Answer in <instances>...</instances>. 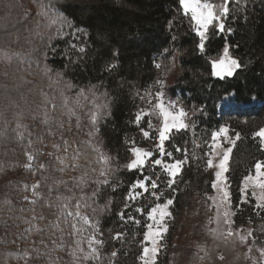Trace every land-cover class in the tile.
I'll return each mask as SVG.
<instances>
[{"label":"trees","instance_id":"1","mask_svg":"<svg viewBox=\"0 0 264 264\" xmlns=\"http://www.w3.org/2000/svg\"><path fill=\"white\" fill-rule=\"evenodd\" d=\"M34 1L37 10L51 9L52 15L58 11L68 23H50L48 15L36 11L28 14L22 0H0V48L13 55L7 73L0 74V128L7 133L0 139V264H139L145 216L157 201L149 190L127 202L129 186L149 172L147 167L141 173L126 166L133 144L154 145L144 137L136 116L171 60L178 68L171 98L179 95L180 104L191 114V126L173 132L166 141L171 159L185 163L172 187L161 169L152 167L151 178L158 184L154 192L162 195L159 202L173 199L174 212L177 207L189 210L193 203L196 214L206 212L210 217L214 171L207 166L208 143L216 130L228 125L232 133L240 134L227 173L229 191L235 208L243 205L238 204L241 181L264 161V148L254 135L264 125V0H229L225 31L210 27L203 50L198 47L195 22L180 0ZM225 47L243 67L233 77L221 79L213 75L212 60ZM110 65L114 67L109 69ZM45 66L53 71L46 74ZM61 71L63 80L56 74ZM227 97L233 99L228 112L222 106ZM45 107L49 112L41 119L36 112ZM69 108L75 115L68 113ZM93 112H98L95 126ZM63 140L68 148H77L78 160L73 161L77 151L63 156ZM176 146L181 150L175 151ZM28 154L33 160L27 159ZM73 162L80 167L73 170L69 166ZM102 172L110 183L99 206L110 199L109 210L100 213L91 200L87 201L91 207L77 209L81 193L72 178L87 173L91 179L85 178L84 194L90 196L96 187L92 180L104 179ZM121 211L124 219L118 215ZM128 215L141 219L134 233L126 229ZM83 217L99 220L104 245L94 259L73 256L75 240L88 233ZM262 220L256 218L254 223ZM262 225L254 234L264 238ZM121 231L124 236L114 239ZM113 251L118 252L115 260Z\"/></svg>","mask_w":264,"mask_h":264},{"label":"rangeland","instance_id":"2","mask_svg":"<svg viewBox=\"0 0 264 264\" xmlns=\"http://www.w3.org/2000/svg\"><path fill=\"white\" fill-rule=\"evenodd\" d=\"M22 2L26 5V10L28 14H31L32 12L36 11L37 13H40L42 16H46L45 15L46 11L41 12L40 10H37L34 0H22ZM211 2H213L214 5L219 6L221 3H223V0H217L216 2L215 0H211ZM187 13L191 15V12H187ZM195 26L197 28L196 23ZM228 55L231 56L229 52ZM223 56H224V52H222L219 57L213 59L212 61L218 60ZM12 60H13V55L9 53L6 49L0 48V74L7 73V67L11 64ZM177 69H178L177 64L173 60H171L168 63V65L164 68L163 74L158 80L161 83L156 82L155 85L154 84L152 85L150 91L147 93L148 101L146 105L137 112V115H139L141 119L139 121H137L136 119V124L140 126L143 130L150 132V136L147 139L151 140L154 143V145L139 146L133 144L134 145L133 147H139L146 151H152L154 155L151 158H146V164L142 169H136L141 173H143L145 172L144 168L147 167L149 172L148 176L146 175L144 177V178H148L146 179L147 191L139 188L135 189L136 192L141 193V195L138 196L136 199L141 198L149 190H152L150 196L151 197L154 196L152 193L157 187L153 189L151 187V184L148 185L149 180L150 182L152 180H155L152 179L150 175L152 167L160 168L161 171L164 173L165 177L168 178V183L172 179L169 173L163 167V165H155L153 163L154 159H161L164 163H172L175 160L171 159L172 157L164 156L157 151L156 144L158 141L156 137L158 133L156 130L159 128L161 124V118L154 113L151 115H149V113H152V105L158 102L156 97V93L158 91L164 92L163 100L166 104L169 101H171L175 104L177 109L179 107H183L178 100L179 95H177V98H171V90L173 88V76L177 72ZM161 84H163V88H161ZM232 100L233 99L231 97H227L223 101L222 106L227 112H228L227 108L229 107V105H232L233 103ZM48 112L49 109L45 107L43 110L37 111L36 113L41 119L43 118L45 119ZM187 113H188V117L186 118V122H189L191 114L188 111ZM149 122H151L152 125L151 128H148ZM144 124L145 127H143ZM221 127H226L228 129L227 137H225V135L222 133L219 137H216L215 140H213V135H212L208 143V148H209L208 159L212 158L214 164L217 163L220 158L219 156L215 155L216 152H220L222 155L223 149L230 146L234 148L235 146V145L232 146L229 142L230 139L235 140V134L232 133L231 128L228 125H222ZM262 128H264V125ZM219 129L216 130L215 132L219 131ZM66 131L67 129H63V133H65ZM261 144L264 148V143H262V141ZM165 149H166V142H165ZM46 150H48L47 147L42 148L43 152H46ZM69 150L72 151L71 154H74L77 151V148H72V149L67 148V152H65V148L63 149L61 148V152L64 157L66 154L69 153ZM46 153L48 154V152ZM131 154L132 157L127 162V164L130 163V161L135 158V154L132 152ZM211 169L214 171V180H215L216 168L213 167ZM246 176H252L255 178L256 176L255 168L252 173ZM244 183L245 181L243 178L240 185V192H239L240 199L242 195L241 189L244 187ZM227 185L229 190L228 180H227ZM252 190L253 189L251 187H249L247 190V194H248L247 203L241 206L238 205V207L235 208V205L232 202L231 211L236 212V215L239 214L238 216L240 219L239 221H237L238 223H236L235 220L236 215L233 216L232 217L233 223H231L230 225L225 224L223 222L224 220L223 212L225 209L223 207H218L219 193L217 189L213 188V192L208 196L211 209H213L210 217L207 216L206 212L201 214L200 212H197L196 214V211L194 209L195 204L193 203L189 210H185V208L180 209V207L179 208L177 207V209L174 212L172 209L174 204L173 201V204L170 205L168 208V210L172 213V215L171 217L166 218V222L168 224L169 230L167 233L164 234V238L160 242L161 249L157 257V264H264V257L261 256L259 251L260 249H264V238L254 234V231L258 230L261 227V225L264 223V210H260L255 207L257 204V199L256 197H253L251 195ZM256 191L257 194H259V189H256ZM134 194L135 192L133 191H130L128 193L127 195L128 203L131 200H136V199H129V197L133 196ZM161 196L156 193L154 198L156 199L157 202L154 203L151 207H154L156 204H163L168 200L166 199L164 202H159ZM151 207L149 208V211ZM257 212H259V214H257ZM251 216H255L256 218H263L262 221H259L261 224L259 223L255 224L254 219L256 218L252 219ZM250 218L252 220H250ZM135 220L138 221V223L130 222V224L126 226V229L129 232L134 233L135 230L137 229L136 225L141 223V219L135 217ZM95 222L96 221H90L88 219V222L86 223L87 224L86 232L88 233L83 238H81V240L79 239L75 240V247L73 251L74 253H76L78 260L80 259L79 255L85 256V254L91 252V248L89 247L90 240L92 242V246L98 249L97 256L99 255L101 247L95 244V240H93L92 237L95 236V239H101L102 237L100 235L98 225L95 228L93 227V224H95ZM151 223H153V221L149 218L147 213L145 216V229H144L145 231L143 234L142 250L145 245L149 244V242L145 240L144 237L148 232L147 225ZM229 228H231L232 232L234 233L231 236L228 235ZM263 229L264 227L262 225L260 231H263ZM249 231L252 232V235L250 236L248 235ZM241 235L247 236V239L245 241H241L240 239ZM82 240H85V242H82ZM249 249H251V251ZM139 264H143V262L140 259H139Z\"/></svg>","mask_w":264,"mask_h":264},{"label":"snow or ice","instance_id":"3","mask_svg":"<svg viewBox=\"0 0 264 264\" xmlns=\"http://www.w3.org/2000/svg\"><path fill=\"white\" fill-rule=\"evenodd\" d=\"M237 3H239V0H236ZM180 4L182 5L185 12H191V18L193 21H195L197 28L196 31L199 34L200 37V43H199V49L203 50L205 48V41L209 40L210 37L208 35L209 29L212 26H215L216 29L220 32L225 31V23L223 21L224 17H227L230 15V8H229V0H223V3H221L219 6L214 5L211 0H180ZM43 7V5H42ZM232 11H235L233 9ZM45 15L49 16V22L50 23H59L61 25L68 23L67 20L62 17L59 12L57 11L55 15L51 14V9L49 11L45 12ZM229 32L232 31V29H227ZM77 31H80L79 29ZM57 34H62V31L58 30ZM73 48L76 47L75 44L72 45ZM55 52V49L52 50ZM80 52H83L84 49L81 47L79 49ZM224 56L218 60L212 61V69H213V75L216 77H219L221 79L225 77H233L237 70L241 69L243 67L240 60L233 58L228 55L229 48L225 47L224 50ZM157 68L160 67L159 64L155 65ZM67 67V65H65ZM111 67H114L112 65L109 66V69ZM53 70L51 68H48L45 66V73H51ZM57 76L60 80H63V72H57ZM157 83H161L160 81H157ZM67 86L69 88L72 87L71 83L68 82ZM161 88H163V84H161ZM84 95L83 89L77 94V100L75 103L79 104V97ZM164 92L158 91L156 93V97L158 102L152 105V113L156 114L161 118V124L159 128L156 130L158 135L156 137L157 144L156 148L157 151L167 157H171L173 155V152L166 151L165 149V142L169 141L172 137L173 132H182L189 129L191 126L190 123L186 122V118L188 117L187 111L183 107L176 108L175 104L171 101H169L167 104L163 100ZM143 99V97H141ZM64 106L68 107V99L67 97L64 98ZM53 108L56 107L55 104L52 105ZM101 106H97L99 109ZM104 108H107V105L102 106ZM68 113L70 115H75V111L72 108L68 109ZM137 121L141 119L139 115L136 117ZM98 120V112H93L91 114V122L95 126ZM21 127L20 124H17V129ZM60 127L63 128V123L60 124ZM151 122L148 124V128H151ZM143 135L145 138H148L150 136V132L143 130ZM224 134L225 137H227L228 129L226 127H221L219 131L213 133V140H215L216 137H219L221 134ZM6 131L3 128H0V139L6 138ZM22 136V134H19ZM31 135V134H30ZM255 136L259 137L264 143V128H261L258 132L254 134ZM240 138V134H235V140H229L230 144L232 146L235 145L236 140ZM63 144L65 147V152H67L68 148V142L66 140H63ZM59 145L53 144V148H58ZM180 147L176 146L175 151H180ZM233 147H227L223 149L222 155L220 152H216L215 155L219 156V160L217 163L214 164V161L212 158H209L207 160V166L209 168H216L215 171V177L216 179L212 182V187L214 189L218 190L219 196H218V207H223L225 210L223 212V222L225 224H231L233 223L232 217L236 215V212L231 211L232 207V199H231V193L228 190L227 180L228 177L226 173L229 172V161L231 157ZM131 152L135 154V158L130 161V163L127 164L128 170H136V169H142L146 164V158L153 157L152 151H146L139 147H133L131 149ZM185 152L187 150L185 149ZM52 155L51 153L49 154ZM79 152H76V155L73 157V161L78 160ZM27 159L29 161L33 160V156L31 154H28ZM105 163H109V158L105 157ZM61 163H64L63 160H61ZM153 163L155 165H163L165 170L169 173L170 177L172 178L169 182V187H172V185L176 182V177L181 173L183 165L185 163V160L177 159L172 163H164L161 159H154ZM70 167L75 170L76 168L80 167L78 163H71L69 165ZM26 167H31V165H26ZM40 167H44V165H41ZM264 162H257L255 164V172L256 176L255 178L252 176H246L244 177V187L241 189V199L239 201L240 204H245L248 202V194L247 190L249 187H251L253 190L251 192V195L253 197H256L257 204L256 208L260 210H264ZM60 171H63V168L59 169ZM92 171H95L93 169ZM101 176L105 177L102 180H92V183L96 184V187L92 189L91 195L86 196L84 194V188L87 187L86 177L87 173L84 174V177L76 178L73 177V184L76 189H78L81 193V200H77L75 207L79 209L81 206L84 207H91L87 203L88 200H91L93 204H96L99 207V212L103 213L109 210V206L112 203V201L109 199L105 202L103 206H99V201L104 198L106 195V192L104 190L105 186H108L110 181L107 179V173H101ZM88 179H91L90 177H87ZM146 179H140L135 181L132 185L129 186V190L135 192V194L129 199H136L138 196L141 195L140 192H136L135 189H143L147 191L146 188ZM64 184L65 187H67V182H61ZM151 187L155 189L157 187L156 181H151ZM256 189H259V194H257ZM69 191H72V189H69ZM154 196L156 195L155 192L152 193ZM173 204L172 199H168L163 204H156L154 207H151L150 211L148 212L149 218L153 221V223L147 225L148 232L145 235L144 239L149 242L148 245H145L142 250V254L140 255L139 259L143 262V264H157V257L161 249V241L164 238V234L168 232V224L166 222V218L171 217L172 213L168 210L169 206ZM125 208H128V204L125 203ZM143 209H136V211H142ZM93 213H97V208H92ZM259 214V212H257ZM69 215H72V213H69ZM76 215H79V212H76ZM121 219L125 218V213L121 211L118 213ZM85 222H88L87 217H83ZM127 221L129 222H135L138 223V221L135 220L134 216L128 215ZM99 224V220L93 224V227L95 228ZM75 227V225H73ZM234 233L232 232L231 228H229L228 235L231 236ZM248 235H252V232L249 231ZM124 236L123 231L117 232L114 239H120ZM93 240H95V244L99 245L100 247H103L104 241L101 239H95V236L92 237ZM241 241H245L247 239V236L241 235L240 236ZM89 247L91 248V252L88 254H85L84 259L87 260L89 258H96L98 254V249L96 247L92 246L91 240L89 241ZM251 251V249H249ZM260 254L262 257H264V249H260ZM111 258L115 260V258L118 256L117 251H113L111 254ZM73 256L75 257V253H73Z\"/></svg>","mask_w":264,"mask_h":264}]
</instances>
